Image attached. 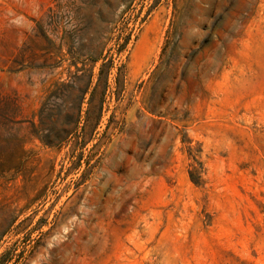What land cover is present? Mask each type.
Segmentation results:
<instances>
[{
	"label": "rangeland",
	"instance_id": "374dc122",
	"mask_svg": "<svg viewBox=\"0 0 264 264\" xmlns=\"http://www.w3.org/2000/svg\"><path fill=\"white\" fill-rule=\"evenodd\" d=\"M3 99L0 264H264V0H0Z\"/></svg>",
	"mask_w": 264,
	"mask_h": 264
},
{
	"label": "trees",
	"instance_id": "16d2710c",
	"mask_svg": "<svg viewBox=\"0 0 264 264\" xmlns=\"http://www.w3.org/2000/svg\"><path fill=\"white\" fill-rule=\"evenodd\" d=\"M98 59H94L93 62H97ZM102 60V63L98 69L97 73V82L101 80V77L103 73L106 71V75L109 74L110 69L112 68L113 60L108 59H100ZM92 78L93 74L90 73L88 76V81L83 89L78 90V93L80 94L77 100L76 104V117L73 122H70L69 125H66L65 127H62L56 135H60L58 139H56V144L61 145L66 139L73 135L76 132V129L79 124L80 119V111L81 107L84 104V101L86 99V95H88L87 104L91 107L94 99L96 97L98 86L95 84L93 87H91L92 84ZM74 83H71L70 85H73ZM65 83H55L53 86V89L49 91L48 95L45 97V100L42 104V109L52 100L57 99L60 96H62L66 89H72V86ZM104 95H105V89L100 93V98L98 99L100 106L99 109H102L103 102H104ZM9 101L2 100L0 102V128L2 129H8L12 130V127L15 125L22 123V120H19L20 114L18 112V108L16 105L8 103ZM42 109L40 113L42 114ZM44 123V119L42 118V115L39 114V124L42 126ZM42 135H44V130L40 131ZM17 140L12 136L10 139H2L0 137V178L4 175L10 173V172H16L21 167L23 163V155L25 154V150L22 146H17Z\"/></svg>",
	"mask_w": 264,
	"mask_h": 264
}]
</instances>
